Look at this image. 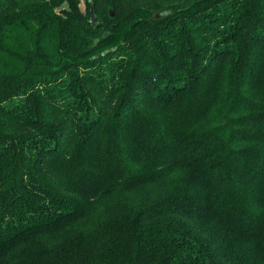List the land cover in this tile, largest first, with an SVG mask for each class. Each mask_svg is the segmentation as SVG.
I'll list each match as a JSON object with an SVG mask.
<instances>
[{
	"label": "trees",
	"instance_id": "obj_1",
	"mask_svg": "<svg viewBox=\"0 0 264 264\" xmlns=\"http://www.w3.org/2000/svg\"><path fill=\"white\" fill-rule=\"evenodd\" d=\"M92 2L0 0V264H264V0Z\"/></svg>",
	"mask_w": 264,
	"mask_h": 264
},
{
	"label": "water",
	"instance_id": "obj_2",
	"mask_svg": "<svg viewBox=\"0 0 264 264\" xmlns=\"http://www.w3.org/2000/svg\"><path fill=\"white\" fill-rule=\"evenodd\" d=\"M90 2H91V4H90V12H91L90 21L92 23H95L96 22L97 15H96V12H95L94 5H93L92 0H90ZM112 14H113V12H112ZM108 34H109V31H106L104 33V36H107ZM99 40H100V37L95 38L94 44L96 45L99 42ZM109 50H112V49H109Z\"/></svg>",
	"mask_w": 264,
	"mask_h": 264
},
{
	"label": "rangeland",
	"instance_id": "obj_3",
	"mask_svg": "<svg viewBox=\"0 0 264 264\" xmlns=\"http://www.w3.org/2000/svg\"><path fill=\"white\" fill-rule=\"evenodd\" d=\"M80 8L84 14H88V0H79Z\"/></svg>",
	"mask_w": 264,
	"mask_h": 264
}]
</instances>
